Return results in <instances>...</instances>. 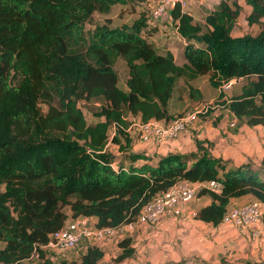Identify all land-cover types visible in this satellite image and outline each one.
Here are the masks:
<instances>
[{
	"label": "trees",
	"instance_id": "obj_1",
	"mask_svg": "<svg viewBox=\"0 0 264 264\" xmlns=\"http://www.w3.org/2000/svg\"><path fill=\"white\" fill-rule=\"evenodd\" d=\"M141 2L0 0V264H100L104 251L95 243L69 263L54 261L43 247L51 233L80 217H96L97 227L135 221L147 203L181 181L202 184L196 196L212 200L196 217L215 225L232 199L250 195L264 203V159L232 165L195 132L196 150L169 152L156 162L142 153L117 158L106 147L115 125L112 141L126 150L128 115L169 122L183 77L208 75L214 88L241 79L239 93L226 98L221 90L206 113L218 106L236 125H264V0H246L252 7L246 19L260 29L238 36L232 33L242 12L237 0H221L203 21L176 5L170 19L186 40L182 64L149 40L157 31L149 11L131 24L87 29L95 12ZM119 59L128 71L125 88L115 67ZM189 95L202 98L191 85ZM91 100L101 101L94 114L103 119L94 124L79 105ZM139 158L147 161L134 165ZM210 181L216 188L207 186ZM131 240H119L118 259L133 254Z\"/></svg>",
	"mask_w": 264,
	"mask_h": 264
},
{
	"label": "crops",
	"instance_id": "obj_2",
	"mask_svg": "<svg viewBox=\"0 0 264 264\" xmlns=\"http://www.w3.org/2000/svg\"><path fill=\"white\" fill-rule=\"evenodd\" d=\"M197 1H199V5H197V7L194 6L192 11H189L188 13L191 14L195 20L203 21L207 12L214 9V7L221 0H205L206 2L204 0ZM237 1L242 7L240 16L243 15L244 18H247V16L252 11V7L247 4L246 0ZM141 4H146V2H141ZM170 17L171 16L169 13L168 18ZM262 21H264V18ZM165 22L161 21V23H155L154 26L157 27V31L153 35L149 36V40L153 41V43L158 48H160L161 51L170 50L174 54L176 60V54L174 53L173 49L171 47H166L165 44L172 38H180V40H182L181 52L183 61L177 62L176 60V62L178 64H182L185 62L183 51L186 40L178 34L175 27L171 24V19H169V21L165 20ZM164 23L170 24L171 27L167 29ZM251 26L255 28L254 31L247 33H256L260 29L259 24H252ZM163 28L167 29L169 32L163 33L162 31L165 30ZM236 30L237 22L232 33L236 36L243 35V33H236ZM164 35L166 36L165 41L161 42L160 44L159 40H161L162 36ZM201 77L202 76L193 80L196 81ZM207 77L209 78L208 75ZM242 83L243 81L241 79L236 80V82L225 91V97L230 98L233 94L239 93L241 91ZM215 89L218 90L216 95L217 97L221 92V88ZM217 111L219 114L227 112V115L231 116V118H234L233 114L228 109L223 110L218 106L213 109L211 114H214ZM223 118V115H218L217 118L212 120L217 128H211V122L209 126L198 124L194 128L192 127L187 131H182L175 138L158 140L152 136L151 138L144 139L142 136V120L140 116L128 115L127 120L129 121V124L127 127L122 128L130 139L129 143L125 147L126 150H121L120 144L112 141V137L116 132L115 125L112 126L114 132L111 136V140L107 142L106 147L117 158H122L128 153H142L145 156L152 157L151 162H156L160 156L166 155L169 152L188 153L196 150V145L194 143L192 134V132H195L199 138L206 140L205 145H208V142L211 143L209 145V150L214 156L228 160L232 165H240L249 161L255 165H259L264 159V134L262 132V130H264V125L259 124L255 126H248L247 124L243 123L235 125L234 128H229L226 126L225 131H223L224 134L227 133V135H223L224 141L228 135H234L235 133L241 135V130L245 127L251 130L253 129V134L247 139L243 138V136L240 137V144L242 143L243 151L234 152V147L228 146L226 148L228 155L225 154L223 157L220 156L218 152L216 154L218 149H215L217 145L214 143V139L217 138L216 133L221 132L223 129ZM159 121L164 122V120ZM199 126L202 128V130L205 129L206 133L203 131V133L200 134L197 128ZM221 137L222 136L218 137L217 140H220ZM120 139L123 146L126 145L124 137L120 136ZM249 140H252V144L249 143ZM222 142L223 141L220 143ZM125 161L126 164L129 163V160L126 159ZM146 161L147 159L145 158H139L133 163L134 165H141ZM197 185L200 187L202 184L197 183ZM211 200L212 199L208 194L196 196L191 201L183 205V212L179 217L165 216L153 226L148 224L136 225L134 234L132 233L133 235H129L132 239L131 246L134 249V252L131 256L118 259V256L122 252L119 241L118 243H113L112 241L97 243L90 239H86V242L81 245L73 257H69V255H67L68 257L60 258H62L64 261H67L68 263L74 260L79 261L80 252L85 250L86 244L95 243L104 251V256L100 260V264H169L180 261H184L186 264H254L256 262L264 261V249L262 250L264 246V237L261 240L250 239L251 237L247 231L253 227H249L248 229L246 227V229H244L233 227V225L223 222L215 225L211 222H206L196 217L198 210L202 206L209 204ZM253 200L254 198L250 195L232 199L230 207L233 205H241ZM87 218L90 220L92 225L96 226V217ZM43 249L46 251V255L47 249L58 252L61 251L53 245L44 246ZM51 259L54 261L57 260L54 258Z\"/></svg>",
	"mask_w": 264,
	"mask_h": 264
},
{
	"label": "built area",
	"instance_id": "obj_3",
	"mask_svg": "<svg viewBox=\"0 0 264 264\" xmlns=\"http://www.w3.org/2000/svg\"><path fill=\"white\" fill-rule=\"evenodd\" d=\"M190 3L191 0H156L149 9V20L156 23L164 19L176 5H180L182 11L188 13ZM236 80L230 79L222 83L221 90H228ZM210 107L211 105L201 106L166 123L157 119L142 122V136L144 138L149 136H158L161 139L175 138L186 129L189 123L196 120L199 113L206 112ZM234 121L236 123L235 117L233 124ZM207 186L216 188L217 184L215 181H210ZM198 189L197 183L181 181L147 203L135 221L116 227H97L92 225L87 217L77 218L51 233L50 240L45 246L53 245L64 251L76 248L84 238L97 243L112 241L115 238L122 239L128 236V232L136 225L156 224L165 216L179 217L182 215L183 205L196 197ZM262 222L264 223V203L257 200L231 206L223 218V223H232L238 227H250Z\"/></svg>",
	"mask_w": 264,
	"mask_h": 264
},
{
	"label": "rangeland",
	"instance_id": "obj_4",
	"mask_svg": "<svg viewBox=\"0 0 264 264\" xmlns=\"http://www.w3.org/2000/svg\"><path fill=\"white\" fill-rule=\"evenodd\" d=\"M155 2H156V0H150V1L148 0V1H146V4L129 3V4H125V5H116L113 7L111 12L108 14L95 12L92 19L90 20V22L87 23V29L93 28L95 25L102 24V23H107V24H110L111 26H117V25L125 24V23L131 24L141 14L147 13L149 11L148 9H150L154 5ZM197 5H199V1L191 0V3L189 5L188 10L192 11V8L194 6L197 7ZM168 16H169V14H168ZM168 16H166L164 19H162L160 21H157L156 23H161V21L165 22V20L169 21L170 18H168ZM165 25H166V28L169 29V26L167 24H165ZM163 29H165V28H163ZM167 29L163 30L162 32L168 33L169 31ZM254 29L255 28L253 26L248 24L246 18H244L243 15L237 19L236 33H240V34L243 33L244 34L247 32H252V31H254ZM165 35L162 36L161 40H159L160 44H161V42L165 41V37H166ZM165 45H166V47H171L173 49L174 53L176 54L177 62L183 61V56H182V52H181L182 40H180V38H172L171 40L167 41ZM115 67H116L118 74H119V86L125 88L126 78L128 76V71H127V67L125 65V62L122 59H119L118 62L116 63ZM190 85L196 87L202 93V98L196 99V98L190 97V95H189V86ZM217 93H218V90H216L214 87H212V85L209 82V78L207 77V75L202 76L201 78L197 79L196 81H194V80L189 81L185 77L180 78L177 82V85H176V88H175V91H174V94H173V97L171 100V104H170L171 112L174 114V117L171 120L175 119L176 117L184 115L188 111H193V110H195L201 106L215 105V102H216L215 99L217 98L216 97ZM100 104H101L100 100L80 101L79 105L82 108L88 123L94 124L95 122L103 119V118L98 117L94 114V112L99 109ZM42 107H43V109H45V106H42ZM214 108L215 107H213L212 109H214ZM199 114L200 115L197 116L196 120L192 123H189L184 131H187V130H189V128H192V127L194 128L198 124H203L204 126H209L210 122H211V128H214L216 126L212 120L214 118H217L218 115L224 116L223 122H222L223 123L222 125H224L223 129L221 130V132L216 133L217 138L214 139V143L217 145L215 149H218L216 151V154L218 152L220 156L224 157V155L227 154L226 148L228 146H233L235 149L234 152L243 151L242 143L240 144V139H241L240 137L243 136V138L247 139V138L251 137L253 134V129L251 130V129L245 127L241 130V135H238L236 133L234 135H228V137H226V139L224 141L223 137L225 135H227L226 132H225L226 134L223 133V131H225V127L227 126L229 128H234L236 125L235 121L233 124V118H231V116L227 115V112L219 114V112L217 111L214 114H211L209 112L206 113L204 111V112H201ZM208 114H209V116H208ZM204 121H206V122H204ZM164 123H166V122L164 121ZM197 128H198V132L200 134H202L203 131H204V133H206L205 129L202 130V128L200 126ZM229 131H231V130H229ZM113 132H114V129L111 126L109 129V132H108L109 133L108 141L111 140V136H112ZM262 132L264 134V130H262ZM220 136H222L221 139L217 140L218 137H220ZM152 137L155 139H158V140H164L158 136H152ZM148 138H151V136L144 138V139H148ZM221 141H223V142L220 143ZM111 143H113V142H111ZM249 143L252 144V140H249ZM246 145H248V144H246ZM252 161H254V160H252ZM156 224H148V225L153 226ZM228 224L233 225V227H238L232 223H228ZM250 227H253L252 229H249L247 231V232H249V236L251 237L250 239H252V240L263 239V237H264V223L263 222L258 223L257 225H254V226H250ZM238 228L246 229V227H238ZM248 228L249 227H247V229ZM135 229H136V227L133 230H131L130 232H128V235H131L132 233L134 234ZM85 240L86 239L84 238L76 248H73L70 250H64V251L58 252L55 250H48L47 249V255H48V257L57 259L56 261H59V262L64 261L60 257H68L67 255H69V257H73V255H75L77 253V251L79 250L81 245L86 242ZM119 240H120L119 238H115L112 240V242L118 243ZM263 249H264V246H263L262 250Z\"/></svg>",
	"mask_w": 264,
	"mask_h": 264
}]
</instances>
